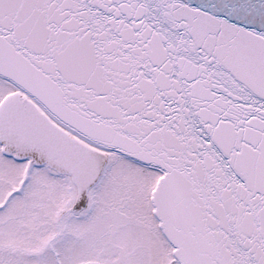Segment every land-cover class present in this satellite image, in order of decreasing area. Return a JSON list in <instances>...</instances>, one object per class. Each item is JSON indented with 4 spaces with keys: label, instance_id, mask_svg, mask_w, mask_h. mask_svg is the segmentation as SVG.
Returning <instances> with one entry per match:
<instances>
[{
    "label": "snow or ice",
    "instance_id": "obj_1",
    "mask_svg": "<svg viewBox=\"0 0 264 264\" xmlns=\"http://www.w3.org/2000/svg\"><path fill=\"white\" fill-rule=\"evenodd\" d=\"M0 264H264V0H0Z\"/></svg>",
    "mask_w": 264,
    "mask_h": 264
}]
</instances>
